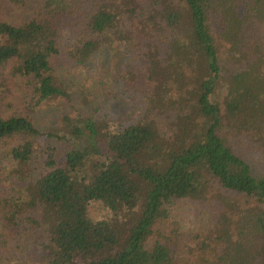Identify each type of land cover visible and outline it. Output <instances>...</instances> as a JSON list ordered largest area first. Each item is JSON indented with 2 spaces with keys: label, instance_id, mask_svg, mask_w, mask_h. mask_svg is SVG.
<instances>
[{
  "label": "trees",
  "instance_id": "trees-1",
  "mask_svg": "<svg viewBox=\"0 0 264 264\" xmlns=\"http://www.w3.org/2000/svg\"><path fill=\"white\" fill-rule=\"evenodd\" d=\"M256 23L264 0H0L1 259L36 227L37 264H181L183 235L159 229L164 204L217 197L222 211L182 264H264V176L231 144L264 151V36H244ZM117 47L147 61L139 116L35 124L29 111L70 98L61 55L82 66ZM96 201L110 220L88 216Z\"/></svg>",
  "mask_w": 264,
  "mask_h": 264
},
{
  "label": "rangeland",
  "instance_id": "rangeland-1",
  "mask_svg": "<svg viewBox=\"0 0 264 264\" xmlns=\"http://www.w3.org/2000/svg\"><path fill=\"white\" fill-rule=\"evenodd\" d=\"M255 31H259L264 36V23H256L253 28L246 29L244 36H252ZM126 49L117 47L110 52L100 51L92 61L82 66H75L65 54L61 55L57 61V72L65 83L70 98H49L34 111H29V116L35 124L46 129L61 128V119L67 115L72 117L74 115L104 116L111 122L118 120L124 125L132 122L143 112L144 108V94L148 86L145 78L147 61L145 57H140L138 54L137 56L133 49ZM8 88L9 93L6 90L4 94L6 97H10V94L15 91L13 86H8ZM23 108L28 110L26 106ZM39 144L43 145L45 142L39 141ZM231 144L239 156L247 159L257 176H264V151L256 143L241 139L232 140ZM212 189L218 192L220 198L244 203L241 205L242 209L247 205L245 198L233 199L217 185H213ZM223 205L217 197H211L208 203L182 198L170 199L164 204L169 215L168 224L159 225V229H167L168 226L171 227V224H174L184 237L177 249L176 260L178 262L183 263L185 260H190L191 251L188 248H193L200 235L212 227ZM111 215L107 207L99 201L91 203L88 208V216L93 220H110ZM235 221H239V218L236 217ZM33 229L36 227L20 229L19 233L10 240L7 248L8 253L6 254L9 256H6L10 261L0 257L1 264L2 262L26 264L25 260L37 264L41 236L36 237ZM15 247L19 249L15 250ZM18 252L21 253L22 258L13 257Z\"/></svg>",
  "mask_w": 264,
  "mask_h": 264
}]
</instances>
